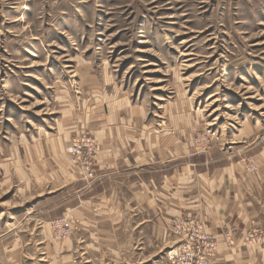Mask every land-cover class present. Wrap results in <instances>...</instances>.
<instances>
[{"label":"rangeland","instance_id":"1","mask_svg":"<svg viewBox=\"0 0 264 264\" xmlns=\"http://www.w3.org/2000/svg\"><path fill=\"white\" fill-rule=\"evenodd\" d=\"M88 85L174 120L192 154L250 164L264 137V0H0V251L11 240L14 264H96L71 252L80 222L54 197L25 198L17 178L23 143L59 132ZM83 136L95 165L87 131L67 154L88 180L70 152Z\"/></svg>","mask_w":264,"mask_h":264},{"label":"crops","instance_id":"2","mask_svg":"<svg viewBox=\"0 0 264 264\" xmlns=\"http://www.w3.org/2000/svg\"><path fill=\"white\" fill-rule=\"evenodd\" d=\"M93 88L74 97L59 132L23 143L17 177L25 198L54 197L56 215L80 222L72 254L96 264H163L176 252L172 221L184 217L217 238L213 264H264V240L245 239L254 230L264 235V137L250 147L246 165L192 154L191 135L176 133L174 120L138 115L116 89ZM82 130L100 145L88 180L67 154ZM10 244L0 264H14Z\"/></svg>","mask_w":264,"mask_h":264},{"label":"built area","instance_id":"3","mask_svg":"<svg viewBox=\"0 0 264 264\" xmlns=\"http://www.w3.org/2000/svg\"><path fill=\"white\" fill-rule=\"evenodd\" d=\"M71 153L80 161L86 178H94V159L98 146L92 138L83 136L76 139L71 146ZM71 224L63 222V230L68 232ZM173 234L178 238L176 252L165 262V264H213L214 258L219 251L217 238L206 232L201 222L190 218L176 217L172 221ZM257 230L248 232L246 239L251 241ZM233 243L232 238H226ZM260 241V238H258Z\"/></svg>","mask_w":264,"mask_h":264}]
</instances>
